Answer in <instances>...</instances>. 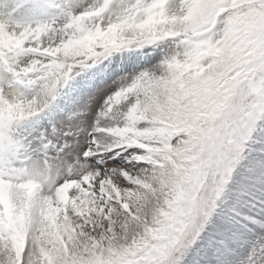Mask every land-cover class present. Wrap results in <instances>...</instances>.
Listing matches in <instances>:
<instances>
[{
    "label": "snow or ice",
    "instance_id": "6c2138e0",
    "mask_svg": "<svg viewBox=\"0 0 264 264\" xmlns=\"http://www.w3.org/2000/svg\"><path fill=\"white\" fill-rule=\"evenodd\" d=\"M0 264H264V0H0Z\"/></svg>",
    "mask_w": 264,
    "mask_h": 264
}]
</instances>
